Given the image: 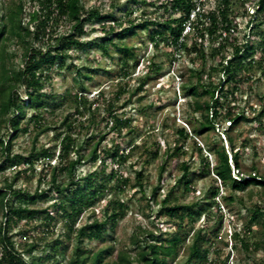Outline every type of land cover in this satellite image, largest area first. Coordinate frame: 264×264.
I'll use <instances>...</instances> for the list:
<instances>
[{
	"label": "trees",
	"instance_id": "16d2710c",
	"mask_svg": "<svg viewBox=\"0 0 264 264\" xmlns=\"http://www.w3.org/2000/svg\"><path fill=\"white\" fill-rule=\"evenodd\" d=\"M27 1L34 5L32 11L25 13L24 0H16L5 13H0V172L8 168L14 171L0 186V264H63L65 258L66 264H170L180 255L187 240L188 230L183 228L200 220L204 225L192 234L186 246V259L177 264H212L214 261L209 259V254L214 253L216 258L220 248L218 245L211 247L219 239L226 209L232 211L234 205L246 211L247 219L241 227L231 225L230 251L244 252L247 260L252 252L264 251V175L255 171L241 175L239 157L248 142L239 136L236 144L230 134L241 122L254 121L260 131L264 128L263 101L261 109H254L251 116L239 104L240 88H252L256 83L250 68L257 65L264 74V0H215L207 13L198 12L193 32L184 40H181L184 24L192 9L197 4L203 5L201 1L131 0L134 6L123 13L124 24L118 22L113 12L87 6L83 0ZM115 1L111 0L109 7H117ZM147 4L152 7V12L142 10ZM233 7L238 9L234 11ZM250 8L254 9L256 17L251 15L240 33L236 17L249 16ZM136 10L141 11L140 15L132 17ZM171 15L176 17L170 18ZM26 16L27 22H23ZM89 24H99L103 35L92 41L82 40L88 33L85 26ZM230 24L235 28L233 33L228 32ZM60 25L67 27L64 35L56 34ZM138 29L148 30L149 41L154 46L162 43L170 47L173 60L184 52L192 63L188 69L189 77L181 83L186 99L183 116L190 129L186 127V121V126L174 122L171 127L173 144L166 148L163 156H160L157 139L149 145L146 142L133 144L128 150V142L121 146L123 137L134 133L135 128L130 125V117L122 118L117 114L115 101L127 93V83L122 81L131 77L129 61L135 59L136 54L132 46L118 41L136 34ZM223 31L229 34L223 37ZM12 44L22 48L18 66L7 64L13 56L8 51ZM208 44L209 53L206 52ZM94 46L108 58L113 57L109 46L119 52L120 70L114 74L118 89L114 98L107 99L104 115L99 120L104 121L107 131L118 141L100 151L105 134H99L84 156L83 146L96 136L90 133L81 142V131L83 127H97L99 103L105 97V92L98 90L90 99L85 81L91 80L92 74L98 71L109 73L110 69L95 64L82 66V70L73 62V52ZM208 59H213L214 64L206 72ZM197 61L199 67L195 66ZM64 65L69 69L72 67L75 73L73 85L77 90L67 88L61 94H56L51 87L44 90L50 84L51 73ZM161 69V64L149 62L132 94L143 91L148 79ZM213 74L217 75V81L212 80ZM178 77L184 75L180 73ZM62 107H66L67 114L58 126L52 125L48 115ZM225 122L228 126L220 132L218 127ZM30 126L36 131L30 150L25 155L13 153V139L19 132H28ZM2 128H6V132H2ZM49 131H55L53 144L36 149L37 137ZM220 134L225 136L229 151ZM198 136L202 137V143ZM137 150H141L145 165L153 159L159 160L158 182L151 188L150 196L145 194L148 176L142 169L132 178L119 169ZM210 155H213V161ZM181 156L189 161L179 163ZM168 158L178 165L180 174L159 201L155 217L167 216L176 222L178 231L170 237L155 240L153 231L138 225L137 232L130 236L132 248L118 250L113 260H108L113 253V238L95 250L85 248L84 240L103 242L105 235L126 215L127 202L118 198L126 187L137 188L151 208V197L154 198L165 181ZM97 160L99 170L77 174L79 168ZM193 163L198 164L195 169L191 167ZM36 166H40L38 172H35ZM33 177H36L34 191L16 187L19 179L30 181ZM198 177L209 179L204 194L189 203L182 202L180 198L184 194L196 191L194 180ZM251 186L260 187L263 198L246 206L238 192ZM108 190L113 194L104 204L102 216L92 214L86 223L77 225L81 214L92 208ZM49 200L44 207L36 205L39 201ZM58 220L63 232H55ZM209 232L214 241L207 237ZM62 236L75 240L68 257L65 254L68 245H63ZM203 243L207 245L203 246ZM229 256L228 252L217 264H227ZM238 264L245 263L238 261ZM253 264H264V261L253 260Z\"/></svg>",
	"mask_w": 264,
	"mask_h": 264
},
{
	"label": "rangeland",
	"instance_id": "374dc122",
	"mask_svg": "<svg viewBox=\"0 0 264 264\" xmlns=\"http://www.w3.org/2000/svg\"><path fill=\"white\" fill-rule=\"evenodd\" d=\"M12 1L16 0H0V13H5L8 10ZM111 0H83L87 6H96L100 7L102 11H110L114 13V16L117 18L118 22L124 24L125 18L123 13L125 10H130L134 4L131 0H116L117 7H109ZM206 7L212 6L213 0H204ZM148 2V1H147ZM239 5V4H238ZM249 6V3L246 6ZM216 8V6H214ZM238 7V6H237ZM233 7L234 11L238 9ZM34 5L27 0H24V11H32ZM148 12H152V7L148 4L145 5L144 9ZM141 13L140 10L133 12L132 17L139 16ZM252 12L249 10V15ZM253 15V14H252ZM175 15H171L170 18H175ZM249 16L238 15L236 17L237 24L239 27V32L242 33L245 29V24ZM255 18V16L253 17ZM23 22H27V16L23 19ZM87 30V35L82 37L84 41H92L95 38L102 36V31L99 28V24H89L85 26ZM95 28L96 31H92ZM249 29V27L247 28ZM67 27L60 25L56 28V34L66 33ZM239 33V34H240ZM190 33H184L185 38L189 39ZM264 36V35H263ZM127 43L129 46H132L135 50L136 57L129 61L131 65L130 71L132 72L131 77L124 79L122 82L127 83L125 86L127 93H124L120 98L115 101V106L118 108L117 114L122 117H130V125L135 128V132L125 135L123 137L124 141L121 146H124L127 142V150L131 148L133 144H141L146 142V145H149L153 140H159L160 144V156L164 155V152L168 146L173 144L174 134L171 127H174V122L178 124H185V117L183 113L186 111L185 98L183 97L181 90V83L185 82L189 77L188 69L192 66L190 62V57L186 53H182L181 57L176 55V59H172L170 47L160 43L158 46H154L152 42L149 41L148 30L138 29L137 33L131 36H128L123 41H118V43ZM8 51L13 56L7 60V64L10 66H18L20 61V54L22 48L17 44H12L9 46ZM109 52L113 55L112 58L106 57L102 52L95 46L90 49H76L74 50V60L73 62L82 70V66H98L99 68L108 67L110 69L109 73L103 71H98L97 73L92 74L91 80H86L85 84L89 90L88 97L92 99L98 90H103L105 92V97L100 100L99 110L97 114L98 125L97 127L85 129L83 127L80 135V140L86 139L89 134L94 133L95 138L88 141L83 146L84 156H87L92 143L97 139L99 134H105L104 139L100 143V151L103 147H111V145L118 141V138H114L112 132H108L107 128L104 125V121H99L100 118L104 115V107L107 104L108 98H114L115 92L118 89V84L116 83L117 79L114 77V74L120 70V64L118 63L119 52L115 51L111 46H109ZM206 52H210V44L206 46ZM227 54V53H226ZM94 60V61H93ZM156 62L162 65L160 73L150 77L146 84L144 85V90L139 93L132 92L138 86V82L141 77L144 76L145 71L147 70V65L149 62ZM96 64V65H95ZM199 61L196 62V67H199ZM214 64V60L208 59L206 62V72L209 71V66ZM251 72L256 78V83L251 87H241L239 90L240 101L239 104L244 111L251 116V113L255 110L261 109V102H264V74H262L260 68L257 65L252 66ZM182 73L184 77H178V74ZM75 76V73L72 67L67 68L66 65L62 66L59 69H55L51 73L50 84L44 87V90H49L50 87L53 88V91L56 94L63 93L67 88H71L72 91H76V86L73 85L72 78ZM213 81H217V75L213 74ZM261 97V98H260ZM123 104V105H121ZM184 111V112H183ZM68 110L66 107H62L56 111L51 112L48 115V119L52 125L58 126L61 119L67 114ZM30 114V111H28ZM256 114V113H253ZM264 118V117H263ZM83 119V118H82ZM26 120V119H25ZM25 120L23 122H25ZM187 122L186 126L190 129V125ZM23 124V123H22ZM228 123L220 124L219 131L222 132L226 129ZM263 131H260L258 127L252 122H241L234 130L230 131V134L235 138L236 144L239 142V136L245 137L248 142L247 147L242 150V154L239 157L240 160V173L242 176L248 174V172L255 171L261 175H264V128ZM2 132H6V128L1 129ZM35 129L31 126L29 127L28 132H19L15 139H13V153L21 152L24 155L30 150L33 144V137L35 135ZM55 131H49L41 133L36 140L35 147L40 148L41 146H50L53 144V134ZM6 134V133H4ZM124 133H122L123 135ZM238 135V137H237ZM6 138L8 135H4ZM222 141L225 144L226 150L229 151V145L226 142L225 136L220 134ZM90 138V137H88ZM212 139V137L210 138ZM202 137L198 136V141H202ZM56 150H58L56 148ZM144 157L141 155V150H137L133 155H131L129 161L120 166V170L124 172L126 176L133 177L134 173L140 169L147 174L148 178L145 181L146 187V196H150L151 188L157 184V174L159 171V160L153 159L149 164L143 163ZM210 159L213 161V155H210ZM189 161L187 157L181 156L180 161ZM193 160V158L191 159ZM168 165L164 173L165 181L156 191L154 198L151 197L150 205L151 208L147 206V202L140 196L137 188L135 187H126L124 192L118 195V198L125 200L127 202V211L126 215L119 220L110 230L109 233L105 235V240L101 241H83V246L89 250H95L98 247L107 244L109 239L113 238V253L108 257V260L114 259V254L121 249H130L132 248L130 243V236L133 232H137L136 227L142 225L148 230H151L155 233V240H162L175 234L178 228L176 222L170 221L167 216H160V218L155 217L159 209V201L164 197L167 190L174 184V180L179 176L178 165L174 160L168 158ZM198 164L193 163L192 168H196ZM255 167L253 170L252 167ZM40 166L35 167V172H38ZM99 170V160L94 163H89L77 170V174L82 175L88 171ZM110 171V166L107 169V172ZM14 173L12 168L6 169L4 172H0V186L5 182L4 180L10 179L11 175ZM171 173V176H169ZM209 179L204 177H198L197 180H194V186H196V191L194 193L184 194L180 200L182 202H191L196 199L197 196L204 194L206 188L209 185ZM112 184V181L109 183ZM36 186V177H33L32 180L27 181L24 178L18 180L16 187L25 188L34 191ZM52 198L54 195L51 193ZM112 191H106V195L93 205L92 208L84 211L80 218L77 221V225H82L88 221V216L94 215L97 217L102 216V211L104 204L109 200L112 195ZM239 196L242 198V202L246 206L252 205L254 202L263 198V193H261L260 187H249L244 191L238 192ZM50 202H37V206H46ZM232 211H225V218L223 219L222 226L219 232V239L215 240L213 234L211 233L214 228H210L211 232L207 234V237H211V240H215V245L211 247L215 248L219 246V254L215 258L214 253L209 254V259H212L214 262L212 264H217L224 256L229 252L230 256L227 261V264H238L239 262H244L245 264H253L255 261H264V251L260 250L258 252H252L249 260L245 256V253L242 251H230V233L231 225L235 224L237 227H241L246 219L247 213L240 206L234 205L231 208ZM203 214V213H202ZM202 217V216H201ZM1 218V215H0ZM213 218V215L212 217ZM231 221V222H230ZM213 222V219L210 220V223ZM203 221H196L192 226L186 225L183 230H188V236L185 243H183L182 250L180 255L175 259L174 262L170 264H177L178 262H183L186 259L187 253V244L190 241L192 234L201 226H203ZM57 230L55 232L61 231L62 224L58 220L56 222ZM216 228V227H215ZM209 230V231H210ZM214 230V229H213ZM55 237V236H52ZM63 245H68L66 249V256L70 254V250L75 242V240H68L66 237H61ZM206 243H203V246H206ZM34 254H39V251H34ZM67 263V258L63 260V264ZM200 264H209V263H200Z\"/></svg>",
	"mask_w": 264,
	"mask_h": 264
},
{
	"label": "built area",
	"instance_id": "2783aa9c",
	"mask_svg": "<svg viewBox=\"0 0 264 264\" xmlns=\"http://www.w3.org/2000/svg\"><path fill=\"white\" fill-rule=\"evenodd\" d=\"M199 1H201L202 3H203V5H199V4H197L192 10H191V12H190V14H189V18H188V20L185 22V24H184V27H183V30H182V36H181V40H184V38H185V35H184V33H190L189 35H191L192 34V32H193V24L196 22V18H197V14H198V12H204V13H207V11L211 8V6L209 7V6H207L206 7V5H205V3L206 2H208V1H204V0H198V2ZM213 4H215V0H213V2H212V5ZM249 10H251V12H252V16L251 15H249V17L251 16L252 18L255 16V14H254V9L253 8H250ZM248 14H249V11H248ZM256 17V16H255ZM249 19V18H248ZM247 19V20H248ZM199 20H200V17H199ZM250 26L251 25H249L248 27L250 28ZM247 27V28H248ZM246 28V30L248 31L249 29H247ZM235 31V28L233 27V26H231V24H230V26H229V30H228V32L229 33H233ZM227 31H223L222 32V36L223 37H225V36H227L229 33H228Z\"/></svg>",
	"mask_w": 264,
	"mask_h": 264
}]
</instances>
